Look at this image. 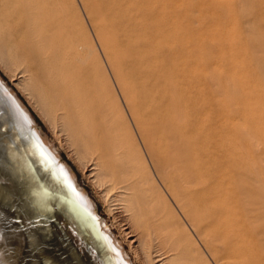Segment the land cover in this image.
I'll use <instances>...</instances> for the list:
<instances>
[{"label":"bare ground","instance_id":"1","mask_svg":"<svg viewBox=\"0 0 264 264\" xmlns=\"http://www.w3.org/2000/svg\"><path fill=\"white\" fill-rule=\"evenodd\" d=\"M82 3L102 40L118 83L115 82L142 134L159 182H165L174 194L180 192L172 175L179 141L164 137L176 128L162 121V0ZM76 4L75 0H0V63L48 119L57 138L72 149L87 176L105 188V199H112L123 209L120 223L143 263L163 264L161 188L132 137ZM189 146L195 151V144ZM58 156L0 79V264H131L112 238V231L99 220L96 208L77 187L74 174ZM179 159L176 158L178 162ZM181 170L179 175L185 171ZM164 231L167 233V228ZM201 233L203 237L206 234ZM209 234L205 235L207 239L213 237L209 238ZM171 235L176 238L172 232ZM189 239L194 238L186 240ZM172 240V244L178 242ZM184 254L182 264L206 262V255L196 261L192 254Z\"/></svg>","mask_w":264,"mask_h":264},{"label":"rangeland","instance_id":"2","mask_svg":"<svg viewBox=\"0 0 264 264\" xmlns=\"http://www.w3.org/2000/svg\"><path fill=\"white\" fill-rule=\"evenodd\" d=\"M75 2L88 35L92 36L90 39L96 46L100 62L104 65L103 68L105 67L104 71L111 83L116 101L124 111L132 137L161 188L162 224L164 223L162 230L167 228L168 231L167 233L162 231V251L165 255L171 251L176 252L175 249L178 251L164 255V259L169 261L166 264H177V262L182 264L184 252L192 254L196 261L206 255L202 258L205 257L207 263L203 261V264H215V262L218 264V261L219 264H223L224 261V264H264V0H162V121L164 125L170 123L176 128L174 133L164 136L167 141H179H177L179 143L177 149H179L175 150L174 163L172 162L173 166L175 163L177 166L172 169V175L176 178L175 180L172 176L174 183H179L176 187L180 192L176 194L167 189L163 178L162 183L164 182L165 188L163 184L161 185V181L159 182L142 134L138 132L140 130L127 107L120 86L118 88V81L102 40L82 0ZM195 12L198 13L197 15L200 14L199 17ZM1 64L2 83L28 112L36 124L37 131L46 139L49 148H53L54 153L59 155L61 164L74 174L77 187L96 208L94 212H97L99 220L112 231V238L120 245L127 259H130L129 262L144 264L145 262L143 263L130 245L123 223H120L123 209L112 199H105L103 190L105 188L96 184L93 177L87 176L72 149L65 146L59 137L57 138L58 135H55L52 125L48 124V119H44L35 103L28 99L26 93L16 85L17 82L12 80V74ZM233 109L236 114L233 113ZM190 144H195V151L189 146ZM184 153L188 157H184ZM176 158H180V165H177L179 162ZM181 168L185 171L180 175L183 177L188 173L186 176L188 179L183 178V180L179 175V172H182ZM176 170L178 176H175ZM192 170L197 172L193 173ZM189 175H193V178ZM189 178H192V181ZM194 178L195 184H193ZM185 180L192 186L188 184V187H183L187 185ZM248 198L249 200L246 201ZM179 203L182 204H180L182 208L179 207ZM209 212L213 213L208 218ZM168 225L169 228L172 226V230H169L176 238L172 237ZM183 228L186 230L183 231ZM191 228L196 229L193 231ZM201 232L206 233V236L210 233L208 236L209 238L213 236L211 238L213 241L207 239L204 234L203 237ZM187 237L194 239L186 240ZM173 238L180 242L172 244ZM218 239H222V242L220 243ZM217 244L222 246L217 247Z\"/></svg>","mask_w":264,"mask_h":264}]
</instances>
